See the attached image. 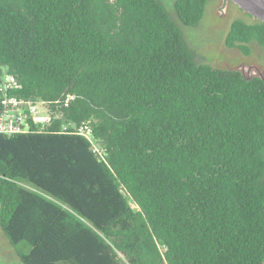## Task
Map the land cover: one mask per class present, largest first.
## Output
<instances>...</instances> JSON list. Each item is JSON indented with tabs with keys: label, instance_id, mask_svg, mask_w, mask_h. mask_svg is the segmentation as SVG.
Returning a JSON list of instances; mask_svg holds the SVG:
<instances>
[{
	"label": "trees",
	"instance_id": "1",
	"mask_svg": "<svg viewBox=\"0 0 264 264\" xmlns=\"http://www.w3.org/2000/svg\"><path fill=\"white\" fill-rule=\"evenodd\" d=\"M209 1L175 18L162 0H0V67L53 115L0 134L22 264H264V77L196 59L180 22ZM224 43L264 49V22L234 19ZM91 118L106 159L59 132Z\"/></svg>",
	"mask_w": 264,
	"mask_h": 264
},
{
	"label": "rangeland",
	"instance_id": "2",
	"mask_svg": "<svg viewBox=\"0 0 264 264\" xmlns=\"http://www.w3.org/2000/svg\"><path fill=\"white\" fill-rule=\"evenodd\" d=\"M167 10L176 18L175 0H162ZM236 18L254 21L231 0H210L202 21L197 26H188L180 22L188 46L195 51L196 59L212 66L238 69L246 77H264V49L252 44V53L248 56L236 48H228L224 41L231 22ZM135 207V204H132ZM0 264H22L15 247L9 242L0 228Z\"/></svg>",
	"mask_w": 264,
	"mask_h": 264
},
{
	"label": "built area",
	"instance_id": "3",
	"mask_svg": "<svg viewBox=\"0 0 264 264\" xmlns=\"http://www.w3.org/2000/svg\"><path fill=\"white\" fill-rule=\"evenodd\" d=\"M22 88L19 79L5 66L0 67V134L14 135L43 131L51 125L53 115L41 99L24 98L16 94ZM95 119H86L81 124L63 120L61 133H73L85 137L102 159L106 150L102 139L94 134Z\"/></svg>",
	"mask_w": 264,
	"mask_h": 264
},
{
	"label": "water",
	"instance_id": "4",
	"mask_svg": "<svg viewBox=\"0 0 264 264\" xmlns=\"http://www.w3.org/2000/svg\"><path fill=\"white\" fill-rule=\"evenodd\" d=\"M241 9L264 22V0H231Z\"/></svg>",
	"mask_w": 264,
	"mask_h": 264
}]
</instances>
